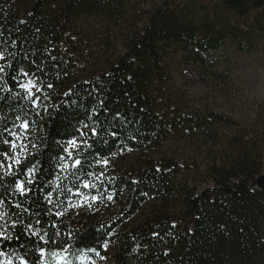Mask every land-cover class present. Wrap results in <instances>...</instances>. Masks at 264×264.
<instances>
[{
    "label": "trees",
    "instance_id": "1",
    "mask_svg": "<svg viewBox=\"0 0 264 264\" xmlns=\"http://www.w3.org/2000/svg\"><path fill=\"white\" fill-rule=\"evenodd\" d=\"M263 37L264 0H0V133L27 146L19 178L35 169L23 197L0 169V261L81 264L118 241L111 264H264V105L231 115L176 85ZM73 139L84 163L63 169Z\"/></svg>",
    "mask_w": 264,
    "mask_h": 264
},
{
    "label": "rangeland",
    "instance_id": "2",
    "mask_svg": "<svg viewBox=\"0 0 264 264\" xmlns=\"http://www.w3.org/2000/svg\"><path fill=\"white\" fill-rule=\"evenodd\" d=\"M211 65L214 72L221 74V78L202 74L195 66H181L179 74L176 75L177 87L197 104L219 106V110L231 115L232 112H253L258 103L264 105V37L254 45L251 52L237 53L233 45L227 44L219 53L213 55ZM29 79L33 80L31 77H25L21 83H27ZM31 91L35 92L36 88ZM131 158L132 156L128 161ZM79 208L81 207H78V210ZM149 208V205L145 206L134 218V222L143 219ZM94 214L105 215L109 214V211L100 206ZM129 224L123 225L120 231L127 229ZM117 248L118 241L108 247L109 257H84L80 263L111 264V256ZM55 254L50 260L53 264H61V253ZM49 261L45 258L42 264H50Z\"/></svg>",
    "mask_w": 264,
    "mask_h": 264
},
{
    "label": "snow or ice",
    "instance_id": "3",
    "mask_svg": "<svg viewBox=\"0 0 264 264\" xmlns=\"http://www.w3.org/2000/svg\"><path fill=\"white\" fill-rule=\"evenodd\" d=\"M0 59H3L2 56H0ZM5 69L3 67H0V72H4ZM24 76H28L27 72H23ZM14 79H16L14 77ZM19 87L21 89H24L27 92V98H32L34 95L31 91L32 88H36V92H39L40 89L36 87V84L33 80L29 79L27 83H20ZM37 99H39L37 97ZM33 104H35V100H33ZM17 119H20L17 117ZM19 127L25 131L28 130L29 128V123L25 120L22 124L19 125ZM84 128H87V125H83ZM8 133V136L12 137L13 139H9L8 137L3 136L2 133H0V145H7L9 150H4L2 147H0V156L3 157V160H0V169H4V176H11L14 177V193L19 194L21 197L26 196L27 193L30 191L28 188V185H31L33 183L32 177L34 176L35 169L34 168H28L27 171V179L21 180L19 178L18 169L19 167L23 164V161L19 158L20 156H23L24 153L26 152V145H21L19 146V152L15 153V150L17 149L18 145L16 143L17 140L21 139V135L18 134L16 131H12L11 129H5ZM91 133L93 136L97 135V130L95 128L91 129ZM81 137L85 136L86 133L81 131L80 132ZM115 135V133H113ZM68 147L64 148V152L67 153V159L65 156H60L59 159L62 162L61 166L63 169H68L69 167L71 168H77L78 166H82L84 161L82 159H77L73 158L72 152L70 149H76L78 148V141L76 139L69 140L68 142ZM84 144H87V140L83 141ZM35 147V145H32ZM71 160V164L69 165L68 161ZM5 161H10V163H6ZM97 163H104L107 164V161H97ZM85 188L89 187L87 183L83 185ZM48 196L51 197V193H48ZM111 199V197H109ZM51 203L52 201L49 199L48 201ZM6 203L5 200L0 199V205H4ZM2 218V217H0ZM39 223V221H37ZM16 221H13L12 227H16ZM29 229L32 228V225L27 226ZM33 235L35 233L33 232ZM10 237L6 236L3 232H0V239H9ZM42 241L44 240L43 237L40 238ZM45 243H48L49 241H44ZM6 253L0 252V256H5ZM54 255H56L54 253ZM39 256L41 260L43 261V258L46 256V249L45 248H40L39 249ZM19 264H28V261L23 257H19ZM0 264H12V260L9 258L5 261H0Z\"/></svg>",
    "mask_w": 264,
    "mask_h": 264
},
{
    "label": "water",
    "instance_id": "4",
    "mask_svg": "<svg viewBox=\"0 0 264 264\" xmlns=\"http://www.w3.org/2000/svg\"><path fill=\"white\" fill-rule=\"evenodd\" d=\"M258 187L261 190H264V175H262L261 177H259V179H258Z\"/></svg>",
    "mask_w": 264,
    "mask_h": 264
}]
</instances>
